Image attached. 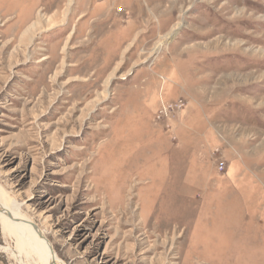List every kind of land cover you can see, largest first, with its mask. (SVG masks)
<instances>
[{"label":"rangeland","instance_id":"374dc122","mask_svg":"<svg viewBox=\"0 0 264 264\" xmlns=\"http://www.w3.org/2000/svg\"><path fill=\"white\" fill-rule=\"evenodd\" d=\"M0 189L63 264H264V0H0Z\"/></svg>","mask_w":264,"mask_h":264},{"label":"bare ground","instance_id":"6f19581e","mask_svg":"<svg viewBox=\"0 0 264 264\" xmlns=\"http://www.w3.org/2000/svg\"><path fill=\"white\" fill-rule=\"evenodd\" d=\"M1 231L14 238L13 255L21 264H63L47 238L18 208L16 201L9 200L0 189Z\"/></svg>","mask_w":264,"mask_h":264},{"label":"water","instance_id":"95a60500","mask_svg":"<svg viewBox=\"0 0 264 264\" xmlns=\"http://www.w3.org/2000/svg\"><path fill=\"white\" fill-rule=\"evenodd\" d=\"M47 244H48V247L51 249V243H50V241H48V239H47Z\"/></svg>","mask_w":264,"mask_h":264}]
</instances>
